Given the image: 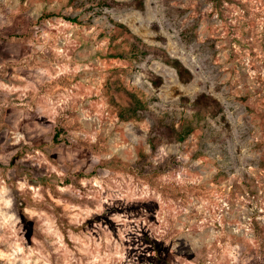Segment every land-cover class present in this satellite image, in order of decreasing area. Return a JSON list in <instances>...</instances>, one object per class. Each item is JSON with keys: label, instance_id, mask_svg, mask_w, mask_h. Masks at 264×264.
Listing matches in <instances>:
<instances>
[{"label": "rangeland", "instance_id": "obj_1", "mask_svg": "<svg viewBox=\"0 0 264 264\" xmlns=\"http://www.w3.org/2000/svg\"><path fill=\"white\" fill-rule=\"evenodd\" d=\"M118 1L0 0V264H264V0Z\"/></svg>", "mask_w": 264, "mask_h": 264}, {"label": "trees", "instance_id": "obj_2", "mask_svg": "<svg viewBox=\"0 0 264 264\" xmlns=\"http://www.w3.org/2000/svg\"><path fill=\"white\" fill-rule=\"evenodd\" d=\"M68 4L72 6V8H80L81 12H90L94 11L95 13H100L103 8L117 7L124 5L123 2L118 0H67ZM77 15L68 17L69 20L77 22ZM115 26L123 27L122 24L116 23ZM135 40L131 46V53L138 54L140 49V44L136 41L140 40L133 36ZM141 43V42H140ZM56 138V134H54L53 139Z\"/></svg>", "mask_w": 264, "mask_h": 264}]
</instances>
